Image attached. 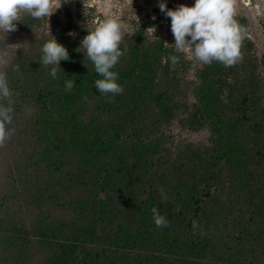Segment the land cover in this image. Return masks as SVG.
Here are the masks:
<instances>
[{
    "label": "trees",
    "instance_id": "obj_1",
    "mask_svg": "<svg viewBox=\"0 0 264 264\" xmlns=\"http://www.w3.org/2000/svg\"><path fill=\"white\" fill-rule=\"evenodd\" d=\"M68 54L70 59L60 62L55 79L50 75L52 65L25 58V62L16 64L19 72L11 69L13 75L7 78L14 109L12 123L7 125L8 129H14L10 137L20 136L16 130L20 120L16 110L22 105L36 109L27 120L25 132L31 138L30 143H39L41 147V152L28 151V161L33 163L32 159L36 158L38 170L30 177L37 199L33 204L55 209L51 214L53 219L42 215L33 223L40 231L46 227L45 234L34 237L44 240L50 248L43 257L44 263L37 264H259V260L264 261V185L257 184L255 188L252 185V180L258 178L257 181L264 182V174L260 173V169L264 170V85L255 70L243 78L233 73L235 87L230 88L227 67L217 61L207 65L195 89L196 103L187 109L180 125L194 131L210 128L211 147L182 149L174 164L173 153L162 151L157 136L161 127L176 117L177 111L168 107L174 102L168 95L167 82L160 81L164 88L157 85L159 88L153 95L150 89L153 78L149 79L158 63L156 60L168 53L161 47L154 52V48L146 51L137 45L130 49L127 59L125 55L120 57L112 71L118 73L117 83L124 94L115 96H105L97 90L95 81L102 77L95 72L92 62V67L82 70L84 57L79 50L70 46ZM121 60L124 65L120 64ZM67 79L75 82L71 91L65 90ZM224 87L230 89L225 91ZM103 112L114 113V118L103 117ZM152 131L157 142L154 161L148 157L150 149L147 151L145 146L122 144L133 138H147ZM170 164L169 169L166 166ZM226 174L232 177L229 183L232 188L241 187L242 192L258 197L254 199L258 202L255 206L260 207L258 220L252 226L255 220L250 219L251 225H238L237 232H228L225 227L230 204L218 201L214 209L208 208L205 222L212 216L218 222V233L228 240V249L210 257L201 254L209 246L203 240H206L205 227L196 218H203L202 206L211 198L210 192L220 177ZM189 175L192 179L185 180ZM54 179L62 187L59 192L76 189L80 195L73 194L66 203L53 189L47 190ZM15 185V181L6 179L4 192L10 190L12 198L15 194L11 189ZM143 187L147 188L145 195L140 191ZM99 195L106 198L97 200ZM163 197L166 199L162 203ZM121 207L129 211L123 212ZM153 207L168 219L170 226L153 225ZM8 216L11 224L0 226V233L5 236L0 243L6 251L13 245V254L20 258L30 243L24 240L27 235H20L16 228L25 231L26 224L17 222L14 214ZM136 220L144 231L155 226L147 235L152 247L155 245V249L151 247L155 257H146L150 248L141 246L137 235H144V231L137 230L136 235ZM193 221L198 225L195 229ZM247 242H251L249 249L245 247ZM140 252L146 257L144 262Z\"/></svg>",
    "mask_w": 264,
    "mask_h": 264
},
{
    "label": "rangeland",
    "instance_id": "obj_2",
    "mask_svg": "<svg viewBox=\"0 0 264 264\" xmlns=\"http://www.w3.org/2000/svg\"><path fill=\"white\" fill-rule=\"evenodd\" d=\"M60 2L63 3L61 7L49 17L50 34L67 51L70 46L75 47V49L79 47L77 50L84 57V59H81L83 62L82 70L93 65H91L85 49L80 47V42L87 35V31L93 30L98 22L108 18L117 19L122 26V41L119 48L123 52V55H125L124 59H127L126 55L130 49L135 48L137 45L139 49L146 51L154 48V52H157V48L161 47L168 53L167 56H162L156 60L158 63L152 69L153 73H151L149 79L150 81L151 78H153V81L154 77L156 79L155 82L151 81L152 86L150 89L153 95L159 87L164 88V85L160 81L167 82L166 89H168V95L172 96L174 102L168 105V107L177 111L176 117L168 124H164L157 136V138L159 137V141L157 140V142L162 151H170L173 153L171 157L172 163L175 164L178 161V151L182 149L184 151L186 148L189 149L192 147L195 150H204L211 147L210 128L207 127L200 131H194L180 125V121L184 119L185 116L183 115L187 109L196 103L195 89L199 84L201 73L207 68V65L195 59H190L186 52H180L175 49L173 46L175 43L174 37L170 30L171 21L169 17L160 11L158 7L160 0H60ZM164 2L168 8L173 10L180 4L187 6L194 4V0H164ZM234 19L243 29L240 48L242 59L238 60L234 66L227 67L226 72L229 77L227 85L230 88H234L235 84L232 79L246 77L252 73V70L253 72L255 70L256 76L264 85V0H236ZM15 23V31L5 33L3 30H0V56H3L8 61V66L3 69L7 73V78L13 75V71L11 70L13 66L25 62V59L29 62L41 64V57L43 55L41 47L50 39L47 17L36 20L30 14L21 11L18 16V21ZM154 28L156 29L155 32ZM69 32H74L75 36L67 35ZM165 42L169 45L165 44ZM170 56H176L178 58L174 65L171 60L167 59ZM120 64L124 65V62L121 60ZM235 66H238V69L234 70L233 68ZM155 70L157 71L154 74ZM233 70L234 72H232ZM233 73L236 77L232 75ZM157 85L159 86L158 88ZM224 88L225 91L230 89L227 87ZM123 94L124 91L121 95ZM127 95H130V93L125 96ZM35 111L36 109H32L26 105H22L21 108L17 109L16 113L20 120L16 130L20 136L16 137L13 135L5 141L3 146H0V207H2L0 208V226L10 223L11 220L8 214H14V218L18 217L17 222L26 224L25 231L20 227H17L18 229L16 228V230L18 232L20 231V235L23 233L26 234L27 237L24 240L28 239L27 243H30L26 248V252L21 254L20 258H17L13 254V250H15L13 249V245L11 246L10 244V249L6 251L0 243V264L44 263L43 257L50 250L44 240H40L39 238L38 240L34 237L40 236V233H46V227L43 228V231H40V228L33 224L36 219L42 215L48 216V219H53L54 217L51 214L55 213L53 206L40 205V203L33 204V201L37 199L35 197V187L31 186L30 177L38 170L36 169L37 162L34 161L36 158H33V163H30L28 161L30 155L28 154L31 150L35 149L41 152V147L39 143H30L31 138H27L25 132L27 120L31 119ZM103 113V117L108 115V117L114 118V113ZM154 135V131H152L147 138L142 137L139 140L133 138L122 144L125 147H132L135 143L145 146L147 151L150 149L148 157L154 161L153 149L154 143L156 142L153 139ZM174 164L172 169L175 167ZM166 167L170 169L171 164ZM151 171L154 173V167H152ZM260 173L264 174V170L260 169ZM7 178H10L16 183L15 187L12 186V189L10 188L12 194H15L13 198L9 195L10 190L4 192ZM148 179L150 180V178ZM191 179L192 176L190 175L185 178L188 181ZM231 180L232 177L229 174L220 177L216 188L210 192L211 198L206 200V204L201 208L203 218L202 216L196 218L205 227L203 234L206 236V240H203L204 242L207 241L209 246L208 249L201 252L203 255L212 257L217 251L228 249V240H226L222 233H218L219 226L217 220L211 218L212 216L207 217L206 222L208 221V224L204 220L207 216V209H214L218 201L230 204L229 210L226 213L227 226L225 227V231L237 232L238 225H242L243 227L249 226L252 223L250 219H253L255 220L252 223L253 226L258 220V210L260 207L255 206V203L258 202L254 200L258 199V197L250 196L242 192L241 187L232 188L229 184ZM257 180H252L254 188L257 184L264 185V182L261 183V181ZM37 181L39 182L38 179ZM47 187V190L49 188L53 189L58 197H62L66 203L70 202L73 194L80 195V191L76 189H73L69 193L59 192L62 187L57 179L52 180ZM146 189V187L140 189L143 195L147 193ZM105 198V195H99L97 200H104ZM2 203L4 205H1ZM124 208L122 209L123 212L129 211H126ZM118 209L120 210V208ZM56 213H58L57 215L60 214L59 211ZM154 227L152 226L149 230L144 231V228L139 225L138 220H136L134 227L136 235L137 230L144 231V235L141 236L138 234L137 237L141 241V246H148L150 248L149 251L147 249L146 257L149 255H154L155 257L154 250L152 249H155V245L152 247L151 241L147 238V235L152 233L151 229ZM8 228L11 230V227ZM3 237L5 236L0 233L1 240ZM216 237L217 239H215ZM3 241L6 243L7 240ZM53 242L55 243L54 240ZM19 243L21 245L22 242ZM93 245L96 246V243H93ZM250 246L251 242L245 244V247H248V249ZM140 255L143 259L141 262H144L146 257L143 256L145 255L142 252H140ZM72 259L75 260V258ZM258 263L264 264V261L259 260Z\"/></svg>",
    "mask_w": 264,
    "mask_h": 264
},
{
    "label": "clouds",
    "instance_id": "obj_3",
    "mask_svg": "<svg viewBox=\"0 0 264 264\" xmlns=\"http://www.w3.org/2000/svg\"><path fill=\"white\" fill-rule=\"evenodd\" d=\"M62 4L60 0H0V30L5 33L16 30L15 22L18 21L21 11L30 14L36 20L47 17L50 39L41 47L43 54L41 63L53 66L50 70L53 79L60 69V62L70 59L67 49L50 34L49 17ZM235 5L236 0H194L192 6L180 4L173 10L166 6L164 0H160L158 7L170 18V30L176 50L186 52L190 59L204 65H211L213 61H217L225 67H231L242 59L240 48L243 29L234 19ZM121 27L117 19H105L98 22L93 30L87 31V35L80 42V47L85 49L95 72L102 77L95 81V87L105 96L123 93V88L117 83L118 73L112 71L123 55L119 48L122 41ZM155 30L154 28V32ZM67 35L74 37L75 33L69 32ZM165 44L169 45L166 42ZM167 59L171 60L173 65L178 60L176 56ZM7 66L8 61L0 56V146H3L14 132V129L7 128V125L12 123L14 111L7 73L3 70ZM13 71L19 72V65H14ZM74 83L72 79H67L65 90L71 91ZM4 101H7V104ZM165 199L166 197H163L161 202L163 203ZM151 212L156 227L170 226L168 219L160 214L157 207H153ZM196 227L198 225L193 221V228Z\"/></svg>",
    "mask_w": 264,
    "mask_h": 264
}]
</instances>
